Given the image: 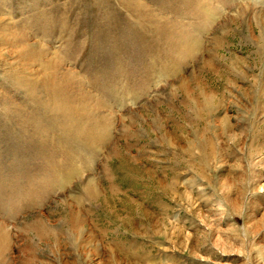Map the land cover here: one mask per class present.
I'll use <instances>...</instances> for the list:
<instances>
[{
	"label": "rangeland",
	"instance_id": "obj_1",
	"mask_svg": "<svg viewBox=\"0 0 264 264\" xmlns=\"http://www.w3.org/2000/svg\"><path fill=\"white\" fill-rule=\"evenodd\" d=\"M0 264H264V0H0Z\"/></svg>",
	"mask_w": 264,
	"mask_h": 264
}]
</instances>
